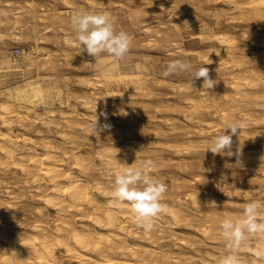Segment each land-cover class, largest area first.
Instances as JSON below:
<instances>
[{
  "label": "rangeland",
  "instance_id": "rangeland-1",
  "mask_svg": "<svg viewBox=\"0 0 264 264\" xmlns=\"http://www.w3.org/2000/svg\"><path fill=\"white\" fill-rule=\"evenodd\" d=\"M249 1L250 0H0V67H2V70L4 67L3 63L6 64L8 62L19 65L17 71L12 70L9 73L0 72V82H6V87L0 85L1 88H4V90L3 88L2 90L0 89V106L8 100L5 88H8L7 86L12 88L16 84L21 83L26 77H30L33 80H38L40 78V81L45 84L44 86L52 84L55 88L61 87V91L60 88H56V90H59L63 97L62 105L59 104V101L54 102L53 105L38 106L33 109L25 105H18L19 107L16 105V109L19 108L18 110L23 112V117H25L26 120H24L25 118L23 117L20 119L13 117L14 119L12 118V121L14 122H12V124H15L12 125L14 126L11 129L12 131L7 128H2L3 130L1 131L11 132L13 135L15 133V136L19 135L20 137L26 135L33 139L39 136H47L48 139L54 140L56 142L55 144L60 143V139L57 137L58 135L63 132H71L74 134L72 136H80L78 137L79 141L85 143L83 149L91 152V157H93L91 165L95 163L96 165L94 166L97 170L102 166L96 155L95 146H93L97 142L96 138L98 139L96 136H99L100 139L103 140L108 138L105 140V144L113 143L114 139H116L115 136H119L120 134L124 136L123 140L120 141L122 144L137 139L144 144L147 142L146 145L142 143V146L146 148L143 147L142 149L141 147L142 150L140 149V151H143V155H140L143 158L141 160L142 162L136 167L143 165L147 161L152 162V166L148 169V172L151 176L163 181L167 189L162 196L161 203L172 205L175 201L184 200L185 203H187V208H184L186 212L184 213L187 214L190 220L189 224L191 223V228L189 225L185 224L186 222L169 228L162 227L160 235L165 237L163 239L164 243L173 251H183L187 256H189V254L194 256L200 255L209 258L212 262H215V264H220L221 258L228 254H241V256L246 258L248 256L251 261L253 258L251 249L258 244L255 242L264 238L263 235L257 234L248 236L247 240L238 249H229L227 247V242L223 238L221 232H219L222 229L220 223L216 225L218 226L215 229L217 231H211L210 238H206L197 231L199 228L196 226L201 227L205 224V220L199 219V222L196 220V217H193L197 209L191 208L190 201V199H193L192 197L197 200L200 207V210H198H203L201 211L202 214H204L203 212L205 211L207 214L210 213L209 215H223L224 211L226 215L230 212L229 215H233L236 218L234 222L241 219L243 215V211L241 210H244L247 203L257 200L260 202L261 200V203L263 202L262 204H264V151L262 150L264 145V117H261L262 115L264 116V99H262V97L264 98V39L261 40L264 37V11L261 12V16L254 15V17L246 8ZM102 10L109 11L108 13L114 23L116 32L123 31L130 37L129 52L122 61L118 62L121 71L123 72L124 70L123 74L126 73L132 76L137 73L138 71H136L134 67L136 64L146 67L145 69L142 68L143 70L140 71L141 74L143 73L142 76L144 78L147 77V82L145 81L146 85L143 84L141 86L142 90L141 92L139 91L140 93L137 95L139 98L135 96L132 106L125 104V108L127 109L123 108L119 111V117L123 115L120 118L116 115L117 113L115 111L111 112L110 107H104L105 109L97 107L98 105L101 106V104L107 105L106 103L108 102L107 97L105 98V94L108 93L110 88L108 84H105L106 82L104 83V78V81L102 80L99 70L103 64L102 60H104V57L107 58L110 56L106 53H102L100 56L94 58L88 55L86 51H82L76 33L71 26L73 12L74 14L81 13L80 11H90L92 13H99L100 11V13H107ZM242 13L245 14L243 15ZM253 32L255 34L257 33L258 39H256L257 36ZM198 35L199 37L202 36V38H197ZM214 35L216 37L213 38L212 36ZM259 37H261V39ZM216 38L227 39L233 44L221 45L220 42H217ZM251 40L255 42L251 43ZM240 41L243 44L240 43ZM209 47L211 48L209 49ZM223 51H226V54L229 56L225 55V52L222 53ZM196 52L199 55L196 54ZM233 53L234 55L232 56L234 58L231 56ZM223 55L224 57H222ZM207 57H209V59ZM225 57H229L227 58L228 61ZM142 59L144 60L143 62ZM176 59L190 62L192 69L190 71L177 72L166 76L165 72L167 71L168 64ZM232 59H235L233 60V62L235 61L234 63L231 61ZM212 60H214V63ZM236 62L237 64H241L240 67L243 70L252 71L255 75H253V78L257 80L256 82L255 79H253V84L244 88L243 93L251 91L249 94L247 93L248 95H245L246 97L240 95L241 97L237 98L238 101L243 98L242 113L237 110L234 112L232 111L236 108L234 107L236 102L232 101V99H236V93H233L234 90L230 87V82L232 80V73H237L239 71V69L235 67L237 65ZM202 66L207 67L209 69V77L217 81L212 89H207L202 86L203 78L199 80L196 79L192 82V72ZM126 67H129V69ZM256 68L262 71V75L260 73L258 74L259 69ZM147 69L151 73H149ZM152 73L154 77L151 75ZM97 76H100V78H97ZM168 80H171V82ZM94 81H96V83ZM102 82L104 86L106 85V89L103 88ZM195 83L197 84L196 86H194ZM58 84L60 86H58ZM187 85L189 89L186 87ZM101 86L102 88H100ZM119 86L113 85L114 89H111L114 91L123 89L121 88L122 86ZM105 91L106 93L103 94ZM202 92L204 93L201 94ZM147 93L150 94L149 97H147ZM225 93L227 95H225L226 97L224 96ZM232 93L235 96H233ZM75 94L76 97L74 96ZM183 94L184 96H182ZM101 95L103 96L101 97ZM249 95L253 97L248 98L250 97ZM86 99L95 106V110H86V108L83 107L85 106L84 102L87 101ZM188 99H193V102L195 101L197 105L201 104L203 107L201 105L197 106L198 108L192 107L191 104L187 103L189 101ZM104 101L107 102L104 103ZM95 102L98 104H95ZM73 106L77 107V110L79 109L78 112L77 110L74 112L71 111ZM191 107L193 108L192 110ZM106 108L109 109V111ZM129 108L133 110L134 113H132L133 111L129 110ZM98 109H100V111ZM157 110H159V112H157ZM166 110L167 112H165ZM224 110L228 113H233L232 121H230L231 118L230 120L228 119L231 123L240 121L245 122L240 115L243 113H246L250 118V120H247L245 126V131L247 132H245V139L242 138L245 140L244 142H242L243 140L241 139H237L239 140L238 142L241 141L240 144L237 143L235 139L236 134L240 131L239 129L235 135H232L231 150L234 153L239 151V157L235 154L229 157L207 151L214 137L222 134L224 131L225 134H231V132L229 133L227 130H224L229 125V123H227L228 121L222 120L220 116V113ZM26 111H28V113ZM251 111L253 113H251ZM60 112H62V115ZM76 112L78 115H75ZM257 112L260 113L258 114ZM26 114L28 115L25 116ZM150 115L151 117H149ZM258 116L262 118V120H260ZM101 117H103V120ZM256 118L260 120L258 123L255 122L257 120ZM66 119L67 123L64 121ZM96 120L98 124L100 123V126L107 124L109 127L106 129L104 128L100 133L93 132L91 130V125ZM195 120L199 122H195ZM189 121H193L195 125L193 122L191 123ZM203 122H209V124ZM23 123L24 125L26 124L25 127ZM48 124H51V126ZM1 125L0 121V126ZM111 125L114 126V128ZM211 126H214L213 130ZM195 128H199L198 131ZM104 131H106V133ZM216 131L218 132L216 133ZM192 132L194 135H192ZM247 136L250 137L246 138ZM235 143L236 146L238 144L237 147L234 145ZM239 144L242 147H240ZM19 148L17 152L23 154L25 149L22 148V145ZM149 151H151V153ZM152 153V156H148V154ZM246 157H248V159ZM159 158H162V160H159ZM238 159L239 163L237 162ZM143 160H145L144 163ZM0 162V222L3 223V225L0 223V228L3 229V227L6 226L12 234L18 231L14 228V220L26 219L25 221L27 224H25L30 227L31 224L33 225V222L39 218L38 215H35V208L38 206V201L34 198L31 189L22 187L23 181L26 180V176L5 160L4 156L1 154V150ZM7 164L10 165L8 168ZM4 165L6 167H3ZM252 169L254 171H252ZM108 185L111 188V196L113 197L115 186H113L112 183ZM5 189L10 192V195L16 196L13 197V199L10 198L11 196L6 194ZM189 192L192 193L189 195L190 199L187 200L188 197L186 196ZM231 194L232 196H230ZM207 196L211 198L209 199ZM199 198H203V201H199ZM6 205L8 207L12 205L11 207L15 209L11 208L12 211H9ZM201 205L204 206L202 207ZM31 206L32 208H30ZM179 207L182 208V206ZM261 210L260 219L264 220V209ZM233 212H235V214ZM207 214H204V216ZM195 222L197 224H195ZM182 230L184 231L182 232ZM219 235L220 237H218ZM216 239L219 240L217 241ZM211 240L213 241L211 242ZM181 241L187 243L183 248L178 247ZM129 242L139 246L141 244V247H151L150 244L136 239H129ZM248 242L250 244H248Z\"/></svg>",
  "mask_w": 264,
  "mask_h": 264
},
{
  "label": "bare ground",
  "instance_id": "bare-ground-1",
  "mask_svg": "<svg viewBox=\"0 0 264 264\" xmlns=\"http://www.w3.org/2000/svg\"><path fill=\"white\" fill-rule=\"evenodd\" d=\"M71 4H72V2H71ZM67 5H68V3H67ZM69 5H70V2H69ZM233 5H234V3H233ZM246 8L248 9L249 13L253 14V16L254 15L255 16L256 15L261 16V12L264 11V0H250L249 3H247ZM225 9H227V8H225ZM104 11H106V10H104ZM80 12H82V11H80ZM99 13H100V11H99ZM242 14L244 15L245 13H242ZM73 15H74V12H73ZM220 18H221V16H220ZM204 24H205V22H204ZM191 25H193V24H191ZM245 33H247V32H245ZM245 33H243V34H245ZM258 34H259V32H258ZM231 35H232V33H231ZM212 37L214 38L216 36L214 35ZM225 37H223V38H225ZM247 37H249V36H247ZM197 38H202V36L199 37V35H198ZM223 38H216V40H217V42H220L221 45H225V44L229 45L230 41L227 39H223ZM250 38H251V35H250ZM259 38L261 39V37H259ZM242 39H243V37H242ZM256 39H258V36ZM263 39H264V37L261 40H263ZM252 42H255V41L251 40V43ZM172 43H174V42H172ZM240 43H242V42L240 41ZM258 43H259V41H258ZM260 45H261V41H260ZM210 48L211 47H209V49ZM256 51H258V50H256ZM224 52H225V55H228V54H226V51H223L222 53H224ZM42 53H43V51H42ZM217 53H218V51H217ZM196 54H198V53L196 52ZM215 54H216V52H215ZM236 54H235V56H236ZM232 55H234V53L231 54V56ZM237 56H238V54H237ZM209 57H207V58L209 59ZM222 57H224V55ZM203 58L206 59L205 57H203ZM211 58H213V57H211ZM227 58H229V57H227ZM46 59H48V58H46ZM220 59H221V57H220ZM243 59H244V56H243ZM243 59H241V60L244 61L245 59L244 60ZM214 60H212L213 63H214ZM233 60H235V59H232L231 61L233 62ZM143 61L144 60L142 59V62ZM227 61H228V59H227ZM5 62H8V61H5ZM102 63H103L102 64L103 66L101 64H99V65H101V68L99 70V74L102 76V80L104 78V80H105V81L103 80L104 83L106 82L105 84H108L110 89L113 88V85H115V86L120 85V86H122L121 88H123V89L120 88L121 90H117V91H114L113 90L114 88L111 90L109 89L107 94H105L106 91L103 92V94L106 95L105 98L107 97V100H108V102L104 101V103L107 102L106 104L108 106L101 104V106L98 105L97 107L98 108L101 107L103 109H105L104 107H110L111 112L115 111L117 113L116 115L119 117V115H118L119 111H121L123 108H125L126 105L132 106L133 105L132 102H134L135 96H137L138 93H140L142 90L141 86L143 84L146 85L145 81H146L147 77L144 78L142 76L143 73L142 74L140 73V71L145 69L146 67H144L140 64H136V66L134 65L136 71H138L139 73L137 72L134 75L129 76L126 73L123 74L124 70L122 69L123 70V72H122L120 69L119 63L114 64L113 60H111V57H107V58L104 57V60H102ZM236 64H237V62H236ZM3 65H4V67L2 70H1L2 67H0V72H2V73H5V72L9 73L12 70L17 71V69L19 67V65H14V63H12V62L11 63L8 62L6 64L3 63ZM240 66H241L240 63H238L235 66L239 69V71L237 73H232L233 75L231 78L232 80L230 82V85H231L230 87L234 90L233 93H236V97H235L236 99L235 100L232 99L233 102H236V104L234 105V107H236V108L232 111L234 112L235 110H237V111L242 113L243 98H242V100H239V101L237 100V98L241 97L240 95H243V97H244L245 95H248L251 92V91L250 92L247 91L248 94L246 92H245L246 94L243 93L244 88L253 84V82H254L253 79H255V78H253L254 73L252 71L243 70ZM122 67H123V64H122ZM126 68L129 69V67H126ZM147 68H148V66H147ZM128 69H126V70H128ZM256 69H259V68H256ZM233 70H234V68H233ZM261 70H263V69H261ZM144 72H147V71H144ZM148 72H149V70H148ZM149 73H151V72H149ZM217 73H218V71H217ZM259 73L262 75V71H260V69H259L258 74ZM151 75H153V73ZM35 77H33V78H35ZM39 77H43V76H39ZM153 77H154V75H153ZM97 78H100V76L99 77L97 76ZM45 80H46V78H45ZM96 81H94V82L96 83ZM162 81H164V80H162ZM168 81L171 82V80H168ZM255 81L257 82L256 79H255ZM256 82H255V84H256ZM104 83L102 85L103 88L106 87V85L104 86ZM0 85L5 86L6 82L1 81ZM44 85L45 84H43V82L40 81V78L38 80H33L30 77H26L22 80L21 83L16 84L12 88L7 86L8 88H5V91L7 93L6 97L8 100L3 104L1 103L2 105L0 106V121L2 124L0 126V150H1V154L4 156L6 161H8L10 164H12L15 168L19 169L21 171V173L24 176H26V180L23 181L22 187L23 188H25V187L29 188V189H31V191H33V196H34V198H36V201H38V206H37V208H35V215H38V217H39L36 221L33 222V225L30 223L31 224L30 227L26 226V224H27L25 221L26 219L25 220L23 219L24 221L20 220V219L14 220L13 221L14 222V228H16L18 230L16 233L11 234L10 233L11 231L6 226L3 227V229L0 228V264H215V262H212L209 258H205V257L200 256V255L194 256V255L189 254V256H187V254L184 253L183 251H180V252L173 251L172 249H170V247H168L166 245V243H164L163 239L165 237H163V235H160L161 234L160 231H161L162 227H166V228L168 227L169 228L172 226H176L182 222H186L185 224L190 226V224H191V223L189 224L190 220L188 219L187 214L184 213V212H186V210H184V208L185 207L187 208V206H186L187 203H185L184 200H183L184 202L181 200H178V202L175 201V202H173L172 205L162 203L165 206L164 212H162L158 217H156L154 219L153 229L150 232H146L141 227L137 226V221L135 219L134 214L131 211L129 203L126 201L125 202H119L118 200H116V198L114 196L113 197L111 196L112 195L111 194V188L108 184L112 183L113 186H115L114 181H115L116 173L121 171L126 166H131L133 164V166L136 167L138 164H140V162H142L141 160L143 157L140 154H142L143 151L141 152L140 149H141V147H142V149L144 147V146H142L143 142L141 143L137 139V140H132L129 143L122 144V143H120V141L123 140L124 136H123V134H120L119 136H115L116 139H114L113 143L105 144V140L108 138L103 140V139H100L99 136H96V137H98V139L96 138L97 142L93 146H95L94 149L96 151V155H97V157L100 161V164L102 166L101 168H99L97 170V169H95L94 165H96V164L94 163V161H93L94 165H91L92 164L91 162L93 160L92 159L93 157H91V154H90L91 152L83 149L85 146V143L79 141L78 137H80V136H77V135L72 136L74 134L71 132H63L62 131L63 133H61L60 135L57 136L60 139V143L55 144L56 142L52 139H48L47 136H39V137H36L35 139H33L30 136L22 135L20 137L19 135L15 136V133L13 135L11 132H6V131L2 132L1 131L4 128H7L10 131H12L11 129H12V127H14L12 125L15 124V123L12 124V122H14L12 120L15 117L17 119H20L24 116V114H22L23 112L18 110L19 108L16 109L18 105H25V106H28L29 108L33 109V108H36L38 106L53 105L54 102H56V101H59L60 105L63 104V97L61 96L62 93L60 92L62 90L61 87H59L60 88V91H59V90H56V88L57 89H59V88L58 87L55 88L52 84L47 85V86H44ZM93 85H94V83H93ZM179 85H180V83H179ZM191 85H193V84H191ZM196 85L197 84L195 83L194 86H196ZM262 85H263V83H262ZM58 86H60V85L58 84ZM102 86L100 88H102ZM182 86H184V85H182ZM186 87L188 88V85ZM2 88L0 87L1 90H2ZM145 88H146V86H145ZM67 89H65V90H67ZM116 89H118V88H116ZM3 90H4V88H3ZM95 90H96V85H95ZM147 90H143V91H147ZM91 92H94V91H91ZM147 92H152V91H147ZM203 93L204 92H202L201 94H203ZM233 93H232V95H233ZM70 95H71V93H70ZM147 95H148L147 97L150 96L149 93H147ZM225 95H226V93L224 94V96ZM74 96L76 97V94ZM77 96H79V95H77ZM96 96H98V95H96ZM102 96L103 95H101V97ZM182 96H184V94ZM233 96H235V95H233ZM249 96L250 97H248V98L253 97L252 95H249ZM261 96H262V94H261ZM263 96H264V93H263ZM87 97H88V95H87ZM137 97L139 98V96H137ZM99 98H100V95H99ZM99 98H94V99H99ZM192 98H194V97H192ZM91 99H92V97H91ZM189 99H191V98H189ZM225 99H227V98H225ZM262 99H264V98L262 97ZM185 100H187V99H185ZM3 101H4V99H3ZM101 102H102V100H101ZM199 102L200 101L198 100V103ZM135 103L137 104L136 101H135ZM187 103L191 104V106L194 108H198L197 106L201 105L200 103H199L200 105H197V102L196 103H195V101L193 102V99L189 100ZM95 104H98V103L95 102ZM147 104H148V102H147ZM84 105L85 106H83V107L86 108V110H92V111L95 110V106L91 102H89L88 100L86 102H84ZM259 105H261V104H259ZM129 106H127V107H129ZM135 106H137V105H135ZM192 107H191V110L193 109ZM76 108L77 107L73 106L71 108V111L72 112L76 111L77 110ZM125 109H127V108H125ZM21 110H22V108H21ZM78 110H77V112H78ZM98 110L100 111V109H98ZM107 110L109 111V109H107ZM129 110H131V109L129 108ZM131 111H133V110H131ZM26 112L28 113V111H26ZM52 112H53V110H52ZM62 112H60V114ZM77 112L75 113V115H78ZM95 112H97V111H95ZM111 112H110V114H111ZM157 112H159V110H157ZM165 112H167V110ZM105 113H106V111H105ZM128 113H129V111H128ZM128 113H127V115H128ZM132 113H134V111ZM251 113H253V112L251 111ZM194 114H195V112H194ZM27 115L28 114H26L25 116H27ZM85 115H86V112H85ZM102 115H104V114H102ZM240 115H241V118L245 121L244 123L246 125L247 120H250L249 116L246 113H243ZM122 116L123 115H121L120 117H122ZM153 116H155V115H153ZM190 116H191V114H190ZM220 116H221L222 120H224V121L225 120L228 121V119L230 120V118H231L230 121H232L233 113H228L227 111L224 110L220 113ZM149 117H151V115ZM261 117H264V116L262 115ZM23 118H25V117H23ZM102 118L103 117H101V119ZM104 119H105V117H104ZM24 120H26V118ZM253 120H255V119H253ZM260 120H262V118H260ZM260 120L257 119L255 122L258 123V121H260ZM64 121L67 123V119ZM173 121H174V119H173ZM219 121H221V120H219ZM230 121H228L227 123L230 124L231 123ZM189 122H191V121H189ZM195 122H199V121L195 120ZM209 122H207V123L209 124ZM26 123H27V121H26ZM203 123H206V122H203ZM193 124H194V122H193ZM23 125H24V123H23ZM25 125H24V127H25ZM48 125L51 126V124H48ZM105 125H107V124H105ZM208 126H210V125H208ZM15 127H16V125H15ZM112 127L114 128V126H112ZM211 127L213 130L214 126H211ZM132 128H134V127H132ZM195 129H197V128H195ZM198 129H197V131H198ZM106 131H104V132L106 133ZM121 131H122V129H121ZM227 131L230 133L229 130H227ZM247 131H248V129H247ZM40 132H42V131H40ZM49 132H51V131H49ZM169 132H170V129H169ZM217 132L218 131H216V133ZM245 132L246 131H245V127H244L243 129L238 131V134H236L235 139L236 140L237 139L243 140L242 138L245 137ZM17 134H20V133H17ZM111 134H113V133H111ZM136 134H137V132H136ZM201 134H202V132H201ZM138 135H139V132H138ZM166 135H164V136H166ZM192 135H194L193 132H192ZM125 136H127V135H125ZM129 137H131V136H129ZM166 137H168V136H166ZM211 137H212V135H211ZM249 137L247 136L246 138H249ZM235 139H234V141H235ZM111 140H113V139H111ZM239 140H237V143L241 142V141L238 142ZM248 140L251 141L250 139H248ZM57 141H59V140H57ZM88 141L91 142L90 140H88ZM141 141H142V139H141ZM244 141L245 140H243L242 142H244ZM249 141H248V144H249ZM252 141H253V139H252ZM146 143L147 142H145V144L143 143V145H146ZM21 145H22V148L25 149V152L23 154H20L17 152V151H19L18 148ZM234 145L236 146V143ZM243 145H245V144H243ZM149 146H150V144H149ZM237 146H238V144H237ZM240 147H242V146L240 145ZM144 148H146V147H144ZM194 149H196V148H194ZM262 150L264 151V145L262 147ZM149 152L151 153V151H149ZM146 153H148V152H146ZM152 155H153V153L148 154V156H152ZM246 155H248V154H246ZM244 156H245V154H244ZM248 157H250V156L248 155ZM248 157H246V158L248 159ZM160 159L162 160V158H159V160ZM94 160H95V158H94ZM148 160H151V159H148ZM144 161L145 160H143V163H144ZM155 161H156V159H155ZM9 166L10 165H8L7 168ZM216 166H218V165H216ZM3 167H6V166L4 165ZM252 171H254V170L252 169ZM263 175H264V173H263ZM174 178H175V176H174ZM107 182H109V183H107ZM178 183H179V181H178ZM215 184H217V183H215ZM224 186H225V184H224ZM219 188H220V186H219ZM235 188L237 189L236 186H235ZM6 189H5V191H6ZM248 191H246V192H248ZM190 193H192V192H189V194H187V196H186V197H188V199L185 197L187 200L190 199V197H189ZM235 193H236V191H235ZM6 194L10 195V192L6 191ZM195 194H196V191H195ZM235 195H237V194H235ZM245 195H246V193H245ZM10 196H11L10 198L13 199V197H15L16 195H14V196L10 195ZM202 196H203V194H202ZM230 196H232V194ZM192 198L193 199H190L191 208L197 209V211H195L196 212L195 216H193V217H196V220H198V221H199V219L205 220L204 221L205 224L203 223L204 225H202L201 227L196 226L199 228V230H197V231H199V233L202 234L203 236H205L206 238L211 237V231L215 230L216 227H218V226H216L217 224L220 223L222 225L225 218H231L233 221L236 219L235 216L229 215L230 212L227 213L228 215L227 214L225 215V211H224L223 215L222 214L221 215H215V214L209 215L210 213L207 214L205 211L203 213L207 214V215L204 216V214H202V212H201L203 210L199 211L200 207L198 205L197 200L194 197H192ZM202 199H200L199 201H201ZM207 201H209V200H207ZM231 202H232V200H231ZM260 202H261V200H260ZM237 204H238V202H237ZM11 206H9V207L7 206L9 211L11 210V208H13ZM179 206H182V208ZM30 208H32V206ZM13 209H15V208H13ZM187 211H188V209H187ZM228 211H230V210H228ZM241 211H243V210H241ZM190 212H188V213H190ZM193 212H194V210H193ZM233 213L235 214V212H233ZM11 215H12V212H11ZM193 217H190V218H193ZM191 220H193V219H191ZM203 220H201V221H203ZM1 224L3 225V223H1ZM30 224H28V225H30ZM195 224H197V223L195 222ZM26 227H28V228H26ZM190 228H191V226H190ZM198 228H196V229H198ZM183 231L184 230H182V232ZM215 231H217V230H215ZM219 232H221V231H219ZM217 234H214V235H217ZM218 237H220V235ZM178 238H180V237H178ZM129 239H136V240H140L141 242L143 241L147 244H150L151 247L150 246L141 247V244H140V246L136 245V244H132L129 242ZM166 239H167V236H166ZM160 240H161V242H160ZM212 241L213 240H211V242ZM255 243H258V244H256L254 246V248L251 249V254L253 256L251 261L249 260L248 256L246 258L244 256H241V254H234L241 261V264H264V260L257 259L256 255H255L257 250L264 248V238H262L261 240H259L258 242H255ZM186 244L187 243H185L184 241H181L179 243L178 247L183 248ZM248 244H250V243L248 242Z\"/></svg>",
  "mask_w": 264,
  "mask_h": 264
},
{
  "label": "clouds",
  "instance_id": "clouds-1",
  "mask_svg": "<svg viewBox=\"0 0 264 264\" xmlns=\"http://www.w3.org/2000/svg\"><path fill=\"white\" fill-rule=\"evenodd\" d=\"M72 29L81 45L82 51L96 58L102 53L108 54L114 64L122 61L129 52L130 37L127 33L116 32L114 23L108 13L81 12L76 13L71 19ZM190 62L182 59L171 61L167 66L165 75L177 72L190 71ZM203 78V87L212 89L217 81L209 77V69L202 66L192 72V82ZM243 121L234 122L228 125L225 130L231 134L217 135L210 142L207 151L213 154L239 157V151L234 153L232 149V135L245 127ZM108 125L100 126L96 120L91 125L93 132L100 133ZM119 151V150H118ZM239 163V159L237 161ZM152 166L147 161L139 167L126 166L115 175V187L113 196L119 202H128L132 213L137 221V226L144 231L150 232L154 227V219L165 210L161 203L163 194L166 192V185L163 181L153 177L148 172ZM261 209L264 204L259 201L247 203L243 210L242 218L234 222L231 218H225L222 223L221 234L227 242L229 249H238L251 235H264V220L260 219ZM257 259H264V248L255 253ZM220 264H241V261L234 254H228L221 258Z\"/></svg>",
  "mask_w": 264,
  "mask_h": 264
}]
</instances>
